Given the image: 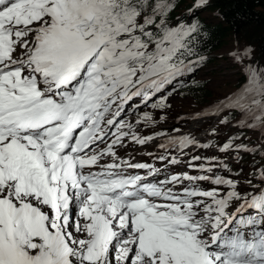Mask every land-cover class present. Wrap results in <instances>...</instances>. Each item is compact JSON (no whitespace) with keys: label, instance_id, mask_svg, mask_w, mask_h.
Listing matches in <instances>:
<instances>
[{"label":"snow or ice","instance_id":"1","mask_svg":"<svg viewBox=\"0 0 264 264\" xmlns=\"http://www.w3.org/2000/svg\"><path fill=\"white\" fill-rule=\"evenodd\" d=\"M184 2L0 0V264H264L253 48L237 42L235 87L190 117L236 135L213 144L157 130L208 59L197 13L212 0L174 16ZM147 147L163 168L136 159ZM209 148L223 155L187 151ZM244 154L247 172L229 162Z\"/></svg>","mask_w":264,"mask_h":264},{"label":"trees","instance_id":"2","mask_svg":"<svg viewBox=\"0 0 264 264\" xmlns=\"http://www.w3.org/2000/svg\"><path fill=\"white\" fill-rule=\"evenodd\" d=\"M189 6L185 0L177 8L174 16L182 13L186 15ZM205 11H210L217 23L207 22V18L202 17ZM217 13L223 15L226 22L218 20ZM197 15L209 32V39L204 49L208 59L203 66L215 67L216 58L212 54L224 47L227 38H232L235 44L238 42L241 49L251 46L256 59L264 62V0H212L211 7L200 10ZM195 81L197 83L188 84L183 89V94L179 96L181 100L189 97L193 101L194 108H202L212 99V92L206 88L204 80ZM245 159H248V156Z\"/></svg>","mask_w":264,"mask_h":264},{"label":"rangeland","instance_id":"3","mask_svg":"<svg viewBox=\"0 0 264 264\" xmlns=\"http://www.w3.org/2000/svg\"><path fill=\"white\" fill-rule=\"evenodd\" d=\"M202 17H206L207 18V22H214L217 23V20L213 17V15L211 14L210 11H205L202 13ZM235 42L233 41L232 38H227L226 43L224 45V47L220 48L218 51H216L214 54H212L215 58H216V65L214 68H212L211 66L208 67L206 70H204L203 72L201 71L199 76L202 77L200 79H203L206 82V88L211 90L212 92V99L210 100V102H208V104L204 107V108H194L192 106L193 101L192 99H190L189 97L186 99H182L180 96H176V98L174 100H172V104L173 107L171 108V110H174V112L172 114H176L177 112L180 113V115H175L173 117V119L171 120V122H167L165 125H167V128H163L162 125L160 124L157 126V130H166L168 131L170 134L172 135H177L179 133H174L172 132L170 129L174 128L176 126H179L178 124H176V119H178L179 117L182 116V114L187 113V114H192L197 113V112H203L207 109L208 105L214 101L216 99V97L218 96H223L226 92L230 91L233 87H235L236 85V81L238 79L237 77V72H236V68L235 65L233 64L232 60L229 57V52L233 50L234 46H235ZM213 71H215V73H212ZM180 98L179 100L177 98ZM181 105V106H180ZM180 106V107H179ZM193 107V108H192ZM192 117V116H191ZM169 118V117H167ZM188 120L189 124H200V123H206V126L211 129V127L213 125L216 124V118L215 117H200L198 119H191L188 118L186 119ZM218 132L216 134V136H211V135H207L204 136L202 140H200L201 143H207L209 140H211L213 137H217L219 142H223L233 131H236V129H233L231 132H227V133H220L219 131L227 126L225 125H218ZM181 129V132H183V127H178ZM151 130L150 129H146L145 133L148 134L150 133ZM188 132L184 133V134H188ZM191 136L195 137L197 140H199L200 136L197 135H203V133H191ZM249 138H251L253 141H255L256 137L255 135L251 132L248 131L246 134ZM149 150L151 152L154 153H161L162 150L157 148V147H149ZM189 152V155H212V154H216V155H223L220 154L216 151L215 148H209V149H195V150H187ZM188 156H183L182 160L183 161H187L188 160ZM231 164H233L234 162L229 161ZM248 170V168H247Z\"/></svg>","mask_w":264,"mask_h":264}]
</instances>
